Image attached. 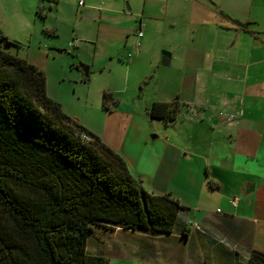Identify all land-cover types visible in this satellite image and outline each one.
<instances>
[{"label": "crops", "instance_id": "1", "mask_svg": "<svg viewBox=\"0 0 264 264\" xmlns=\"http://www.w3.org/2000/svg\"><path fill=\"white\" fill-rule=\"evenodd\" d=\"M55 1L56 9L74 3L90 24L73 37L89 59L73 56L76 82L111 70L129 46L141 45L126 58L139 67L126 80L132 102L102 105L96 123L72 118L117 152L149 193L170 194L183 206L170 234L99 226L88 252L122 264H239L253 250L264 253V0ZM141 21L153 43L150 59L142 55L146 35H137ZM18 53L51 77L54 54ZM65 70H53L63 82ZM47 92L69 115L67 92ZM177 98L175 121L150 117L153 103Z\"/></svg>", "mask_w": 264, "mask_h": 264}, {"label": "trees", "instance_id": "2", "mask_svg": "<svg viewBox=\"0 0 264 264\" xmlns=\"http://www.w3.org/2000/svg\"><path fill=\"white\" fill-rule=\"evenodd\" d=\"M18 49L0 32V264H110L87 250L99 226L170 234L181 203L149 193L117 152L48 95L45 72ZM109 103L116 99L106 91ZM180 111L178 98L149 107L166 122ZM239 264H264V253L253 250Z\"/></svg>", "mask_w": 264, "mask_h": 264}, {"label": "rangeland", "instance_id": "3", "mask_svg": "<svg viewBox=\"0 0 264 264\" xmlns=\"http://www.w3.org/2000/svg\"><path fill=\"white\" fill-rule=\"evenodd\" d=\"M39 5L46 8L41 13L43 17L37 14ZM79 10L80 8L74 3H67L56 9L54 2L49 0H45V2L39 0H13L8 5L0 0V28L5 36L18 43L21 55L28 51H38V49L54 54L49 60V69L53 72L50 78L47 77L49 91L61 92L63 90L64 93L66 91L68 101L64 105V110L69 116L79 118L84 122L96 123L100 121V118L102 119L104 114L102 109L104 92L112 91L111 93L115 99H122L127 103L132 102V91L124 90H127L125 88L126 80L135 76L139 67L128 66L130 64L128 59H132L137 55V50L141 48V45L140 47L134 45V48L129 46L127 53L123 55L124 57L121 56V59H118L119 61L117 60V64L111 70L97 71V69H94L88 82L82 79L76 82L74 79L75 74L71 75L70 62L74 59L73 56H80L87 61L89 60L81 53L80 49L73 47V45L79 43L78 40H73V37L79 35L81 31H86L90 26ZM143 33L146 35L147 44L144 48L142 47V50H144L142 55L150 59V56L154 54L153 43H148L149 33L146 28ZM140 40V43H143L144 40L141 38ZM61 65L66 67L64 82L60 75L53 71ZM85 66L89 67L88 65ZM149 68L150 70L153 69L152 66ZM151 78L149 77L147 80H151ZM147 84L144 83L145 86ZM110 264H122V261L113 258L110 260ZM123 264L156 263L135 260Z\"/></svg>", "mask_w": 264, "mask_h": 264}, {"label": "built area", "instance_id": "4", "mask_svg": "<svg viewBox=\"0 0 264 264\" xmlns=\"http://www.w3.org/2000/svg\"><path fill=\"white\" fill-rule=\"evenodd\" d=\"M77 2H78V4H79V6H84V5H85V0H77ZM144 27H145V24L141 21V23H140V27H139V29L137 30V35H138L139 37H143V35H144V33H143ZM237 118H238L237 115H235V114H231V115L229 116V121H231V122L236 121ZM84 138L87 139V140H89V136H87V135H84ZM232 204H233L234 206H236V205H237V200H236V199H233V200H232Z\"/></svg>", "mask_w": 264, "mask_h": 264}, {"label": "water", "instance_id": "5", "mask_svg": "<svg viewBox=\"0 0 264 264\" xmlns=\"http://www.w3.org/2000/svg\"><path fill=\"white\" fill-rule=\"evenodd\" d=\"M170 56H171V55H170L169 52H166V51L163 52V63H164V64H166V65L169 64ZM85 74H86V75L89 74V68H88V67L85 68Z\"/></svg>", "mask_w": 264, "mask_h": 264}]
</instances>
